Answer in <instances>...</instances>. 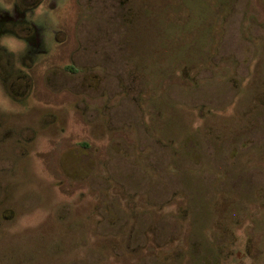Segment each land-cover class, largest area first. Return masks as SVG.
Here are the masks:
<instances>
[{
  "label": "rangeland",
  "instance_id": "374dc122",
  "mask_svg": "<svg viewBox=\"0 0 264 264\" xmlns=\"http://www.w3.org/2000/svg\"><path fill=\"white\" fill-rule=\"evenodd\" d=\"M37 5L42 52H1L0 264H264V0Z\"/></svg>",
  "mask_w": 264,
  "mask_h": 264
},
{
  "label": "flooded vegetation",
  "instance_id": "af4514ba",
  "mask_svg": "<svg viewBox=\"0 0 264 264\" xmlns=\"http://www.w3.org/2000/svg\"><path fill=\"white\" fill-rule=\"evenodd\" d=\"M38 3H40V0H14L9 9H2L0 7V59L2 57L1 54H3L1 52L4 50H6L7 52L5 53H8L11 57L14 55L24 63L29 55L42 52L44 48V38L42 37L43 26H40L38 21L32 17H29V13L27 12L28 9L31 10L33 7L35 8L38 6ZM13 37H17L21 40L25 46L26 51L22 52L19 56L12 54L4 45L7 40ZM2 66L3 65L0 64V68L4 69ZM12 67H14L13 64ZM71 67L76 70L74 66ZM13 70L15 69L13 68ZM5 74L7 73L0 71V84L3 89L8 91L13 87L10 86L7 80L8 77Z\"/></svg>",
  "mask_w": 264,
  "mask_h": 264
},
{
  "label": "trees",
  "instance_id": "16d2710c",
  "mask_svg": "<svg viewBox=\"0 0 264 264\" xmlns=\"http://www.w3.org/2000/svg\"><path fill=\"white\" fill-rule=\"evenodd\" d=\"M67 69L74 70V68H72L71 66H67Z\"/></svg>",
  "mask_w": 264,
  "mask_h": 264
}]
</instances>
